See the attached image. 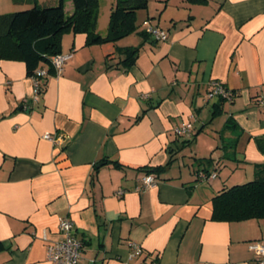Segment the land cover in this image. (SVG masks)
<instances>
[{
  "label": "crops",
  "instance_id": "0c3cea01",
  "mask_svg": "<svg viewBox=\"0 0 264 264\" xmlns=\"http://www.w3.org/2000/svg\"><path fill=\"white\" fill-rule=\"evenodd\" d=\"M116 1L100 0L102 35ZM17 6L32 5L0 0V14ZM65 11L73 13L72 0ZM136 19L115 42L64 33L61 51L74 56L37 100L13 42L0 40V264H51L43 234L57 239L66 217L83 242L78 264H256L249 243L264 239V218L213 220L212 200L264 166V0H149ZM150 25L168 38L149 34ZM127 47L139 48L129 67L120 62ZM216 80L235 92L232 101L207 98ZM192 119L215 143L186 163L174 128ZM206 157L217 176L200 180ZM158 166L166 167L152 172L156 183L136 190L143 168Z\"/></svg>",
  "mask_w": 264,
  "mask_h": 264
},
{
  "label": "trees",
  "instance_id": "16d2710c",
  "mask_svg": "<svg viewBox=\"0 0 264 264\" xmlns=\"http://www.w3.org/2000/svg\"><path fill=\"white\" fill-rule=\"evenodd\" d=\"M16 3L31 4V7L0 14V40L9 39L13 42L17 53L26 64V73L33 77L40 67H47L49 75L55 74L51 66V58L61 53L60 40L64 33H86L87 44L115 42L135 31L137 11L145 9L149 0H117L112 8L109 19L108 33L102 35L97 30V19L100 0H72L74 11L68 15L65 11L67 0H53L50 4L41 5L37 0H14ZM138 47H127L120 50L121 63L125 67L135 63ZM48 76L42 78L43 92ZM225 101V99L220 98ZM219 111H214L217 114ZM198 129L191 138L183 140V146L191 144ZM173 160L170 157L168 163ZM212 157L200 158L199 163L205 165L197 174L204 170L208 175V165ZM116 165H121L113 161ZM166 166L143 169L146 173H161ZM212 219L216 221H244L264 218V166L255 164V177L251 181L223 188L213 197ZM0 243V249L2 248Z\"/></svg>",
  "mask_w": 264,
  "mask_h": 264
},
{
  "label": "built area",
  "instance_id": "2783aa9c",
  "mask_svg": "<svg viewBox=\"0 0 264 264\" xmlns=\"http://www.w3.org/2000/svg\"><path fill=\"white\" fill-rule=\"evenodd\" d=\"M147 32L153 35L158 40H166L168 33L166 30L156 26L150 25ZM74 52L58 53L51 58V66L56 75L63 73L66 64L73 58ZM49 76L48 68L40 67L34 75V99L37 100V95L40 94L42 89V78ZM235 92L223 84L221 81L210 82L207 90V98H223L228 101H232L235 97ZM195 130L194 120H187L179 124L174 128L175 134L179 138L188 139L191 138ZM45 139L52 141L55 145L63 143L64 136L62 134L45 133L43 135ZM217 176L216 172H211L209 175L204 171H200L197 174V179L211 180ZM156 183V176L153 173H144L140 177V183L137 184L136 190H142L148 188ZM125 190H118L117 195L121 197L124 195ZM59 237L55 240H48L46 232L43 234V238L47 241L46 245V258L51 264H78L81 258V252L83 249V242L74 233V222L72 219L66 217L60 220L59 223ZM249 248L255 253L256 264H264V239L253 240L249 243ZM144 250L140 245L133 244L132 257H141ZM140 264H147L145 261H141ZM150 264H156L152 262Z\"/></svg>",
  "mask_w": 264,
  "mask_h": 264
},
{
  "label": "rangeland",
  "instance_id": "374dc122",
  "mask_svg": "<svg viewBox=\"0 0 264 264\" xmlns=\"http://www.w3.org/2000/svg\"><path fill=\"white\" fill-rule=\"evenodd\" d=\"M9 9V8H8ZM18 10V6L17 7H14L12 8L11 10H7L6 11H16ZM212 133L214 134V132L212 130H209L206 132V131H203V132H200L197 136V138H200V141H199V144H198V147L193 145V150L191 149L190 145H186L184 146L181 150H180V153H179V158L178 161H184L186 163H191V161L194 159L191 155L195 152L196 155L199 157L201 155H204V154H208L210 152L209 151V148H210V142L212 143V141H214L215 143V140L211 138L210 134L212 135ZM217 133V132H216ZM210 136V137H209ZM216 138H219V135L218 133L216 134ZM217 149V148H216ZM181 164V163H180ZM182 167V169L186 172L188 171V165H183L181 164L180 165ZM223 170V176L229 172V169H225V168H222Z\"/></svg>",
  "mask_w": 264,
  "mask_h": 264
}]
</instances>
